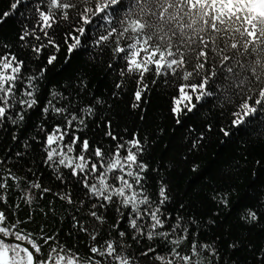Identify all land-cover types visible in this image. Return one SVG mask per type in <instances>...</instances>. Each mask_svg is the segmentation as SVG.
<instances>
[{"label": "snow or ice", "instance_id": "6c2138e0", "mask_svg": "<svg viewBox=\"0 0 264 264\" xmlns=\"http://www.w3.org/2000/svg\"><path fill=\"white\" fill-rule=\"evenodd\" d=\"M12 15L24 18L18 33L21 49L28 48L36 60L45 50L53 54L38 70L26 71L27 62L12 45L0 44V129L11 126L17 142L27 117L39 109L35 131L43 138L31 140L40 144L41 165L63 190L53 193L44 187L43 173L31 167V179L18 175L10 164L13 155L0 157V264H139L141 259L150 264H234L224 261L214 242L199 239L200 230L191 226L194 220L186 224L180 212L168 211L171 189L146 157L148 141L127 128L116 132L110 119L100 121V98L77 107L63 92L49 89L41 106L39 96L43 78L61 51L59 33L66 62L84 48L98 49L97 55L107 50L113 60L123 61L115 88L122 92L125 83L133 86V110L141 108L157 85L172 89L169 112L177 125L212 100L226 116L219 131L228 138L232 129L256 118L264 121V0H133L131 6L125 0H9L0 24ZM97 25L102 31L94 30ZM60 98L66 103L60 105ZM93 121L96 128L103 124V138H88ZM206 128L213 130L211 124ZM194 131L188 127L189 133ZM203 140L201 132L189 142V151L201 147ZM21 146L25 151L14 153L17 162L32 143L25 138ZM149 173L157 177L154 190ZM50 193L74 207L72 230L87 240L69 246L59 229L49 233L44 224L30 227L34 205L41 215L53 210L52 200L47 211L38 204ZM220 202L227 205V197ZM257 205L264 208V201L258 199ZM25 207L28 212L22 216ZM110 210L115 223L109 232L89 229L88 223H108ZM261 215L257 207H249L240 219L254 226ZM257 264H264V255Z\"/></svg>", "mask_w": 264, "mask_h": 264}, {"label": "trees", "instance_id": "16d2710c", "mask_svg": "<svg viewBox=\"0 0 264 264\" xmlns=\"http://www.w3.org/2000/svg\"><path fill=\"white\" fill-rule=\"evenodd\" d=\"M39 2L40 0H35V3ZM125 3L126 6H131L133 0H125ZM34 6L32 4V7ZM6 10H9V0H0V14ZM28 16L33 17V11L28 10ZM22 20L24 18L21 16L12 15L0 24V44L12 45L11 50L27 62L26 71L38 70L46 63L47 57L53 54V50H45L40 59L36 60L28 48L21 49L18 45V33ZM26 22L30 23L31 19ZM67 27L65 24L64 29ZM94 30L102 31L98 25L94 26ZM57 40L62 47L61 51L56 53L54 66L49 67L41 83V106L48 97L49 89L63 92L77 107L94 103V98H100L102 103L96 105V114L100 121L110 119L116 132L124 133L127 128L128 133L137 131L148 141L146 157L152 167L159 169V175L168 182L171 189L172 202L168 211L180 212L185 217L186 224L189 218L194 220L191 226L200 230L199 239L208 243L214 242L224 261L234 264H257L258 256L264 255L260 252L264 247V215L260 216L259 223L254 226L245 224L240 217L249 207H257L259 212L264 213V208L257 205L258 199L264 201V121L256 118L245 127L232 129L231 136L225 138L219 128L226 124V116L220 114L221 109L215 101L209 100L200 111L191 114L181 125H177L169 112L173 102L172 89L160 85L147 93L141 108L133 110L130 106L133 102V86L125 83L122 92L115 88V84L120 80L118 72L123 64L122 60H113L107 50L102 55H97L98 49L84 48L66 62L67 49L63 46L59 33ZM3 51L0 49V53ZM114 92L117 96H113ZM65 103L66 101L60 98L59 104ZM40 121V110L31 112L26 125L18 131L20 139L17 142H13L14 129L11 126L6 130L0 129V157L13 155L10 164L13 166L12 170L20 176H29L31 179L27 171L29 167L42 172L44 187H49L53 193H57L63 189L50 178L49 172L41 165L43 154L40 144L31 140V137L36 135L40 139L43 138L42 133L35 131ZM95 123L93 121L90 124L87 133L90 140L103 138V124L96 128ZM207 124H211L213 130L208 131ZM189 126L195 131L189 133ZM47 127H51L50 122ZM201 132L204 133L202 146L189 151V142L196 139ZM25 138L32 143V148L27 149L26 155L17 162L14 153L25 151L21 146V141ZM149 175L152 177L154 190L157 177L155 173ZM73 190L79 197V190ZM214 196L216 199H213ZM224 196L227 197V205L220 202ZM49 200L53 201V210L46 216L39 214L37 206L34 205L35 223L30 227L38 228L44 224L49 233L59 229L60 239L67 240L69 246L74 242L79 244L87 240L85 234L72 230L71 217L75 214L74 207L54 198L51 193L47 194L45 200L38 201V204L44 205L47 211ZM181 204L184 205L183 209L179 207ZM27 212L28 208L25 207L21 215H26ZM79 215L82 217L84 213ZM106 215L108 223L102 227L88 223L89 229L109 232L110 225L115 223V213L110 210ZM70 231H73L71 237L67 235ZM233 242L239 244L235 249L229 247ZM127 243L132 242L128 240ZM133 247L135 248V245ZM139 264L150 262L141 259Z\"/></svg>", "mask_w": 264, "mask_h": 264}]
</instances>
